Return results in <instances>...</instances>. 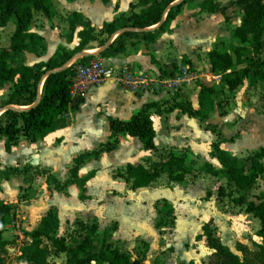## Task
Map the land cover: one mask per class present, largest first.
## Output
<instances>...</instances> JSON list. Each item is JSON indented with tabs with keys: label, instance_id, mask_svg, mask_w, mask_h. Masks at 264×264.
<instances>
[{
	"label": "crops",
	"instance_id": "obj_1",
	"mask_svg": "<svg viewBox=\"0 0 264 264\" xmlns=\"http://www.w3.org/2000/svg\"><path fill=\"white\" fill-rule=\"evenodd\" d=\"M137 1L110 0L104 3L102 0H52L55 13L51 16L44 13L36 14L31 26L32 31L44 37L46 51L40 55L26 52L23 56L25 63L33 65L39 61H47L61 48L74 49L80 41L78 32L82 27L78 26L76 32L72 34L67 17L72 12H78L90 22L96 32H99L105 23L113 21L116 22L119 31L110 37L107 33L100 34L99 36L104 38V44L92 48L87 46L66 61L65 67L74 62L84 61L86 53L93 54L91 59L100 60L113 67H128L136 74H143L141 76L147 80L148 85L152 83L158 87L159 83L173 75L176 67L188 65L186 62L188 60L193 65L195 76L182 90L190 93L188 99L194 108H200L198 100L200 85L195 84L197 79L205 78L206 82L214 85L216 89L217 84L221 83V90L228 93L229 90L224 86L221 76L211 72L208 52L215 49L212 37L214 40L218 37L212 33L211 21L204 19L205 12H200L198 5L197 14L193 16L191 11L195 12L196 6L189 2L185 3L188 8H184L183 5L176 13L170 29L151 43L144 40L142 35H128L123 36L124 45L119 50L108 48L122 32L135 30L124 25L131 13L130 5ZM139 9L136 8V11ZM240 22L241 20L234 27ZM10 23L6 27H0V49L10 45L16 26L15 21ZM95 42L97 40L90 44ZM106 48L107 55H99V52ZM145 89H125L111 80L92 87L82 97L83 101L78 108L63 113L59 127L44 139L30 142L21 136L18 144L14 145L10 152L4 148L5 138L0 139L2 168L31 164L50 169L60 181H67L74 157L82 152L92 151L110 139V117L127 120L145 103L162 102L163 93ZM235 91L236 98L226 107L225 113L220 114L216 110L215 94L213 105L205 102L203 109L209 112L207 122L216 125L225 139L235 137L232 142H221L220 147L242 159L264 147V101L258 98L263 93L262 84L251 75ZM9 92L10 84L0 83L2 94L0 101L6 98ZM234 104L237 105L236 109L231 108ZM4 110L0 109V115ZM151 117L156 132L155 149L144 147L138 137L120 134L116 149L103 152L98 158L87 157L79 169L80 176L95 171L94 176L86 183L88 199L84 201L79 199V189L75 184H69L61 191L53 186L56 192L64 194L59 202L47 200L48 206L44 204L38 209L18 214L23 218L22 238L17 235L11 224L5 226L3 237L9 242L6 254L9 264H27L21 259L22 247L32 242V232L39 227L42 217L52 206L57 212L55 223L57 234L71 235L67 240L68 247L75 246L83 238L74 232V221L83 219L94 221L98 225V242H102L106 234L108 243L129 253L133 259H139L142 264H210L212 250L207 246L206 237L202 236L203 225L210 223L213 226L212 218L213 222L217 219L225 221L226 218L235 221L243 217L242 212L250 217L254 214L247 212L244 205H235L228 197L219 195V187H226L231 182L228 175L215 176L206 172L204 167L206 163L216 169L221 168L218 159L211 156L212 143L219 140L212 130L203 128L198 118L189 116L180 108L164 114L152 109ZM96 138L97 141L94 140ZM170 154L186 155L187 171L182 181L170 180L169 175L163 173L148 187L132 188L131 182L124 176L126 170H121L120 174L115 175L114 168L117 165L141 163L149 167ZM37 178H42L50 190L52 185L48 186L45 176ZM36 179L31 183L32 187ZM212 179L217 180L216 189L209 187ZM260 179L263 182L261 186L263 193L254 192L252 188L250 192L255 195H264V176ZM223 180L227 183L224 184ZM5 183L10 184L9 187L12 189L8 191L9 187L6 188ZM29 185L20 175L3 180L0 184V202L12 205V201H7L12 192L18 194L21 187L26 188ZM33 188L37 191L36 195L30 199H22L23 201L35 199L39 195L38 189ZM211 190L212 194L209 193ZM75 196L79 202H76L75 208L69 207ZM220 197L228 199L233 206L226 211L220 209ZM15 202L18 203V200L15 199ZM164 204H169L173 209L172 222L165 220L160 212ZM115 208L118 210L114 211ZM37 214L40 215L37 221L33 222ZM114 223L116 227L112 226ZM167 223L171 227L163 225ZM220 228L228 230L224 224L220 225ZM161 230L167 232L161 233ZM200 235L201 237L197 238ZM67 258L66 251L56 254L52 250L47 264H63ZM150 258H153V261Z\"/></svg>",
	"mask_w": 264,
	"mask_h": 264
},
{
	"label": "trees",
	"instance_id": "obj_2",
	"mask_svg": "<svg viewBox=\"0 0 264 264\" xmlns=\"http://www.w3.org/2000/svg\"><path fill=\"white\" fill-rule=\"evenodd\" d=\"M104 3L110 0H102ZM190 0H138L132 3L131 13L127 16L128 28L135 29L122 32L108 47L119 50L124 45L123 36L142 35L148 43L156 40L162 33L168 31L176 13ZM243 5V15L239 25L231 30L228 48L212 49L208 52L211 72L220 75L224 86L231 92L235 91L251 75L262 84L264 91V0H239ZM200 12L223 11L216 0H201L198 3ZM136 8H140L136 11ZM44 13L51 16L55 13L52 0H0V27H6L15 21V30L11 36L9 47L0 49V83L10 84V92L0 101V109L5 110L0 115V139L5 138L4 148L10 152L17 145L21 136L30 142L44 139L54 132L60 125V117L68 110H76L83 101L71 97L70 87L74 76L73 66L64 63L82 52L93 41L99 40V35L107 33L108 37L116 34L119 29L115 21L107 22L99 32L85 20L83 15L72 12L67 17L69 30L74 34L81 26L78 36L80 41L72 50L58 49L55 55L47 61H39L33 65L26 64L23 56L26 52L40 55L46 51L44 37L31 30L35 15ZM104 40L99 42L104 44ZM62 52V53H61ZM99 55L106 56L107 48ZM93 54H87L83 60H89ZM188 62L192 68L193 65ZM177 69V67H176ZM198 96L200 108H194L189 101L187 104L174 102L170 106L160 101L145 103L139 111L129 119L109 118L111 131L110 139L100 144L92 151H85L74 157L73 166L69 169L67 181H60L50 169L26 164L23 167L8 166L2 168L0 157V184L11 176L20 175L30 184L28 193L23 199L33 198L37 191L31 183L39 176H45L48 186L53 185L56 190H64L69 184H75L79 189V199H88L86 183L95 171L85 176L79 175V169L87 157L98 158L103 152L117 148L120 134L138 137L144 147L155 149V128L151 117V110L159 114L169 113L180 108L189 116L200 120L203 128L212 130L219 138L212 143L211 156L216 157L221 164L220 169L211 164H205L206 172L218 176L228 175L231 182L220 186V196L228 197L235 205H244L246 211L253 213L260 219L256 235L262 239L255 253L259 264H264V195L250 192L260 178L264 176V147L255 153L240 159L229 151L220 147L221 142L234 141V136L225 139L216 125L208 123L209 112L203 109L205 102L213 105V95L216 87L201 82ZM42 86V92L39 94ZM264 101V95H263ZM11 105L28 106L26 108L9 107ZM186 155L170 154L160 161L145 167L141 163H128L125 178L131 182L132 188L148 187L163 173L169 175L170 180L182 181L186 174ZM249 190L248 192H245ZM13 206L0 202V264H9L6 259L9 242L3 237L5 226L10 224L14 216ZM163 217L173 221V209L169 204L160 208ZM57 212L49 210L41 219L39 227L32 232V242L22 247L21 259L27 264H47L52 250L54 253L66 251L67 261L63 264H142L137 258L117 246L108 243L106 234L102 242L97 241L98 225L91 220L76 219L74 232L83 237L73 247H68L67 240L71 235L59 236L57 227ZM207 239V246L212 250L211 264H250L247 256H240L231 250L213 234L210 223L203 225V235ZM198 236L197 238H200Z\"/></svg>",
	"mask_w": 264,
	"mask_h": 264
},
{
	"label": "rangeland",
	"instance_id": "obj_3",
	"mask_svg": "<svg viewBox=\"0 0 264 264\" xmlns=\"http://www.w3.org/2000/svg\"><path fill=\"white\" fill-rule=\"evenodd\" d=\"M200 1L201 0H190L189 1L190 4L196 6L195 12L191 11L193 16H196V14H197V12H196L198 9L197 5ZM216 1L223 8V11H217L215 13L205 12L204 19L211 21L210 29H211L212 33L216 34L218 37L217 40H214L212 37V41H213V43H215L214 44L215 48H219V49L224 50V49L228 48L230 45V34H231L232 28L237 23H239V21L242 18L243 5L239 0H216ZM185 7L188 8L187 4H184V8ZM10 24H12V23H10ZM222 33L225 35H222ZM101 40H104V38H101V36H99V40L97 42H95L94 44H90L89 48H92L93 46L98 45ZM23 60H24V57H23ZM201 60H202V64L204 65V58H202ZM137 75L141 76L143 74H137ZM108 80H111L116 85H118V83L115 80H113V79H108ZM201 82L207 83L205 78L203 80H200V79L195 80V84L196 83L200 84ZM217 87H218L217 92L214 95V97H215L214 101H215V104L217 105L216 110L220 114H223L227 111L226 107L228 105H230V102L231 101L233 102L234 99L236 98V95H237L236 92L237 91H233V92L229 91L228 93H225L224 91L221 90L222 89L221 83L217 84ZM146 88H147V91L155 90V91H159L160 93H163L162 103H163V105H166V106H170L174 102H178V103L180 102V103H186L187 104L190 101L189 100L190 99V93L186 92V90L185 91L184 90L177 91V90H174V89L168 87L167 84H165V83H163V84L159 83L158 87H155L152 83H149V85H147ZM143 89H145V88H143ZM145 91H146V89H145ZM41 92H42V87L40 88L39 94H41ZM182 92H183L184 96H182ZM263 95H264V91L262 94L259 95V97H258L259 100L263 99ZM1 96H2V94H0V97ZM243 96H244V94H243ZM17 108H22V107L17 106ZM231 108L236 109L237 105L234 104V106H232ZM97 138L94 140L97 141L98 140ZM100 140H102V139H100ZM243 158H245V156ZM23 165L24 164H21L19 167H22ZM121 170H126V165L125 166H121V165L115 166V168H114L115 175L120 174ZM219 180L220 179H218V181ZM216 182H217V180L212 179L209 187H211V188L214 187L216 189L217 188ZM223 183L226 184L227 182L225 180H223ZM262 183L263 182L261 181V179H259L258 182L254 185L252 191L258 192L260 194L263 193L262 192L263 190L261 189ZM9 185L10 184L5 183L6 188H8ZM33 187H36L39 191V195H37V197L35 199L23 201L22 199L24 198L26 193H28V189L22 188V187L19 189L18 194H14L12 192V195L7 199L8 202L12 201V206H13V212L12 213L14 214V216L17 214H22V212L26 213V211L31 210V209L32 210H34L36 208L38 209V208L42 207L44 204H46L48 206L47 200L59 202L60 197L64 196V194L56 192L53 189V185L50 187V190H49L45 184V181L42 178H37ZM9 189H12V187L11 188L9 187L8 191H9ZM209 193L212 194L213 191L211 190V191H209ZM15 199L18 200V203H23V204L21 205V204L16 203ZM76 202H79V199L77 198V196L72 198V201L70 202L69 207L71 206V207L75 208ZM219 202H220V207H221L220 209L225 210V211L229 210L233 206V204L228 199H224V198L220 197ZM53 207L54 206H52L51 210L56 211ZM42 209H44V208H42ZM117 210H118L117 208L114 209V211H117ZM240 213H241V211L238 214H240ZM39 215L37 214V217L34 218V220H32V221L33 222L37 221ZM241 215L243 217L242 218L239 217L235 221L232 219L226 218V219H224L225 221H223V219H217L216 221L213 222L214 218H212L213 234L216 235L222 242L228 244L230 246V248L236 254H238L240 256H243V254H245L247 256L250 264H259V261L255 256V253L258 251V244L262 243V239L256 235V230L260 226V219L256 216H253V215H252V217H250L249 215H246L243 212L241 213ZM166 220L168 221V219H166ZM222 224H224V225H226V227H228L227 231L225 228H220V225H222ZM163 225H165V226L167 225L168 227H171L169 225V223L163 224ZM23 226H24V224H23ZM112 226L116 227V224L114 223V224H112ZM59 231H61V230H59ZM160 232L161 233L167 232V230H161ZM150 259H152V261H153V258H150Z\"/></svg>",
	"mask_w": 264,
	"mask_h": 264
},
{
	"label": "built area",
	"instance_id": "obj_4",
	"mask_svg": "<svg viewBox=\"0 0 264 264\" xmlns=\"http://www.w3.org/2000/svg\"><path fill=\"white\" fill-rule=\"evenodd\" d=\"M70 65L74 69V76L70 87L71 97L74 102H76V99L84 97L92 87L108 79H113L121 87L130 90H139L140 88H146L148 85L146 79L132 72L128 67L109 66L97 59L74 62ZM194 76V71L189 65H180L173 75L165 79L161 84L165 83L168 87L180 91ZM10 224L17 235L22 238L24 228L22 216L18 214L13 216ZM16 248L20 252V249Z\"/></svg>",
	"mask_w": 264,
	"mask_h": 264
},
{
	"label": "water",
	"instance_id": "obj_5",
	"mask_svg": "<svg viewBox=\"0 0 264 264\" xmlns=\"http://www.w3.org/2000/svg\"><path fill=\"white\" fill-rule=\"evenodd\" d=\"M84 55H87V53H86V54H84ZM9 107H14V108H17L16 106H12V105H11V106H9ZM3 109H5V108H3ZM231 250H232V249H231Z\"/></svg>",
	"mask_w": 264,
	"mask_h": 264
}]
</instances>
